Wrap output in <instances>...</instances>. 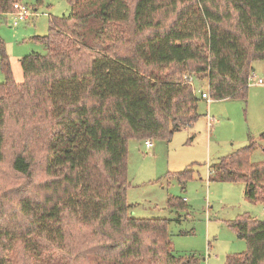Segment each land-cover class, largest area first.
Listing matches in <instances>:
<instances>
[{"label": "trees", "instance_id": "16d2710c", "mask_svg": "<svg viewBox=\"0 0 264 264\" xmlns=\"http://www.w3.org/2000/svg\"><path fill=\"white\" fill-rule=\"evenodd\" d=\"M66 1L70 13L49 18L48 33L34 37L45 53L19 59L20 82L0 41V163L7 122L37 116L50 122L42 167L47 192L41 201L19 198L13 231L0 224V264L14 259L21 264H195L191 256L172 252L169 219L128 214L127 140L169 139L200 116L193 86L182 74L189 63L191 74L206 80L211 99L245 96L251 61L264 60V0ZM15 3L19 0H0V17L12 13ZM170 5L174 13L165 25ZM128 20L140 35L131 53L109 51L105 40ZM144 31L149 33L143 36ZM74 37L89 54L83 62ZM256 146L250 140L220 158L209 167L208 179L242 182L244 196L264 205V162L249 158ZM28 153L17 152L10 166L30 178ZM189 172L178 173L181 183ZM184 202L168 199L178 213ZM70 221L94 229L100 244L82 240L79 250L71 249ZM229 227L247 247L225 264H262L264 218L244 212Z\"/></svg>", "mask_w": 264, "mask_h": 264}, {"label": "rangeland", "instance_id": "374dc122", "mask_svg": "<svg viewBox=\"0 0 264 264\" xmlns=\"http://www.w3.org/2000/svg\"><path fill=\"white\" fill-rule=\"evenodd\" d=\"M127 1L132 5L134 0ZM19 3L35 14L14 26L13 14L0 17V41L17 82L22 80L19 59L30 53L44 54L46 51L34 37L48 33L49 18L70 13L66 0H19ZM171 9L170 5L164 10L167 14L162 19L165 25L172 20L174 11ZM115 29L116 36L105 40L106 48L119 54H130L132 44L140 35L134 32L129 20L118 23ZM145 32L143 36L149 33ZM73 40L76 54L82 62L85 61L89 54L80 38L74 37ZM94 47L96 51L98 47ZM193 68L189 63L182 74H191ZM250 68L244 97L202 99L200 92L208 93L206 80L191 74L200 115L194 123L174 131L169 139L151 138L150 148L145 147V140H127L128 214L139 219H169L167 229L172 252L191 256L195 264H225L228 256L246 250L245 240L238 238L229 227V221L237 215L247 212L257 219L264 218V205L244 196L242 182L208 179L211 165L244 147L250 140L257 145L250 153V161L264 162V140L259 139L264 132V60H252ZM172 69L177 71L178 67ZM258 79L263 84H256ZM3 82L4 74L0 69V83ZM49 128L50 122L38 116L24 122H7L4 159L0 163V224L11 231L19 224L16 211L19 198L28 196L41 201L47 192L42 184L45 179L42 167L44 140ZM19 151L29 152L30 178L15 174L11 169L12 158ZM185 169L190 172L181 183L178 173ZM169 198L184 199L185 209L178 213L169 208ZM82 240H89L90 245L101 242L94 229L82 228L70 221L66 242L71 244V249L79 250ZM49 253L52 254L51 260L56 258L53 249ZM73 254L68 256L70 261ZM10 264H21V261L14 259Z\"/></svg>", "mask_w": 264, "mask_h": 264}, {"label": "built area", "instance_id": "2783aa9c", "mask_svg": "<svg viewBox=\"0 0 264 264\" xmlns=\"http://www.w3.org/2000/svg\"><path fill=\"white\" fill-rule=\"evenodd\" d=\"M13 8H14V11L11 13L14 16L12 26L17 25L21 21H25L30 15L35 14V13L31 12L27 6H25L21 3H15L13 5ZM183 77L186 79L187 82H189L193 86L194 77L192 75H186L185 74ZM256 84L261 85V84H263V81L258 79L256 81ZM200 97L202 99H205V100H210V97H209L208 93H206V92H200ZM145 147L146 148L151 147L150 141H145Z\"/></svg>", "mask_w": 264, "mask_h": 264}]
</instances>
